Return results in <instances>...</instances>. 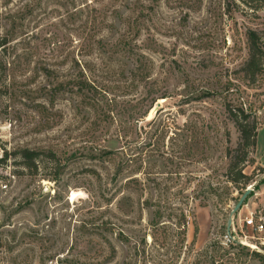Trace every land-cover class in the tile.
Returning <instances> with one entry per match:
<instances>
[{"label": "rangeland", "instance_id": "rangeland-1", "mask_svg": "<svg viewBox=\"0 0 264 264\" xmlns=\"http://www.w3.org/2000/svg\"><path fill=\"white\" fill-rule=\"evenodd\" d=\"M230 8L0 0V155L56 156L0 166V264H264V71H239L264 9ZM227 107L258 122L244 187Z\"/></svg>", "mask_w": 264, "mask_h": 264}, {"label": "trees", "instance_id": "trees-1", "mask_svg": "<svg viewBox=\"0 0 264 264\" xmlns=\"http://www.w3.org/2000/svg\"><path fill=\"white\" fill-rule=\"evenodd\" d=\"M227 10H231V5L245 4L252 12L264 9V0H226ZM8 40L5 36H0V51L5 52ZM247 57L239 68L242 77L248 85L253 86L259 80V75L264 71V30L258 31L249 28L246 31ZM6 64L0 61V70L5 71ZM80 89V88H79ZM230 119L233 121L238 133L236 147L227 149L228 166L226 176L232 183H240L244 187L253 178L243 172L244 166L253 158L250 154L256 147L258 122L251 116V113L237 107L231 109L227 107ZM46 154L54 159L55 153L52 151L38 152L27 148L8 152L3 151L0 155V166L7 163L12 155H19L23 164L28 169H33L31 173L37 170V161L40 154ZM15 162V160H13ZM241 189V188H240Z\"/></svg>", "mask_w": 264, "mask_h": 264}, {"label": "built area", "instance_id": "built-area-1", "mask_svg": "<svg viewBox=\"0 0 264 264\" xmlns=\"http://www.w3.org/2000/svg\"><path fill=\"white\" fill-rule=\"evenodd\" d=\"M246 222V226L251 228L254 231L257 232H262L264 230V221L260 217L258 221H254L253 216H249V218H245L244 220ZM224 241H232L234 240V237L231 235L230 232H227L226 234L223 235Z\"/></svg>", "mask_w": 264, "mask_h": 264}, {"label": "water", "instance_id": "water-1", "mask_svg": "<svg viewBox=\"0 0 264 264\" xmlns=\"http://www.w3.org/2000/svg\"><path fill=\"white\" fill-rule=\"evenodd\" d=\"M156 105L159 106L158 103H157ZM249 191H250L249 188L245 190L243 196L241 197L240 201L238 202V204L236 205L235 208H237V207L241 204L242 200H243V199L245 198V196L249 193ZM231 219H232L231 216H229V218H228V222H227L228 231H229V229H230Z\"/></svg>", "mask_w": 264, "mask_h": 264}]
</instances>
